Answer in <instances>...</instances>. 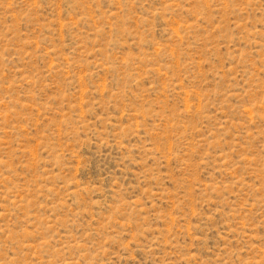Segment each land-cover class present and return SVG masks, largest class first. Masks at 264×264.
<instances>
[{"label": "rangeland", "instance_id": "1", "mask_svg": "<svg viewBox=\"0 0 264 264\" xmlns=\"http://www.w3.org/2000/svg\"><path fill=\"white\" fill-rule=\"evenodd\" d=\"M0 264H264V0H0Z\"/></svg>", "mask_w": 264, "mask_h": 264}]
</instances>
